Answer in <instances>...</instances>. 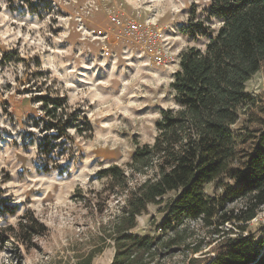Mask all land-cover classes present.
<instances>
[{
  "label": "rangeland",
  "instance_id": "1",
  "mask_svg": "<svg viewBox=\"0 0 264 264\" xmlns=\"http://www.w3.org/2000/svg\"><path fill=\"white\" fill-rule=\"evenodd\" d=\"M210 0H0V228L15 227L26 213L47 232L29 251L0 244V264H76L96 251L91 264H111L107 236L122 199L105 192L99 173L128 171L137 147L153 144L163 111L176 109L171 83L180 56L204 48L206 39L184 33L189 20H204ZM264 101V71L245 87ZM63 100L64 119L79 116L92 128L67 132L63 171H41L39 119H48L37 98ZM208 196L219 191L208 186ZM149 206L132 233L160 234L164 204ZM4 204L14 214H4ZM236 203L230 208H239ZM264 238V206L248 225ZM183 245L159 251L156 264H188L210 256L199 222L178 229ZM200 246L196 254L192 252ZM206 255V256H204Z\"/></svg>",
  "mask_w": 264,
  "mask_h": 264
},
{
  "label": "trees",
  "instance_id": "2",
  "mask_svg": "<svg viewBox=\"0 0 264 264\" xmlns=\"http://www.w3.org/2000/svg\"><path fill=\"white\" fill-rule=\"evenodd\" d=\"M206 20L191 18L184 33L206 39L204 48H188L180 56L171 89L176 109L162 112L153 144L137 147L128 171L110 166L98 175L107 180L105 192L122 199L118 217L107 238L113 243L111 264H156V254L183 245L178 229L199 222L210 239V256L188 264H264V238L248 232V225L264 206V101L251 97L246 84L264 71V0H210ZM46 118L39 133L41 171H63L67 132L82 136L92 128L79 116L64 119L63 100L39 97ZM208 186L219 191L208 196ZM165 214L156 227L161 235L140 237L132 231L149 206L162 204ZM240 203L239 208L230 206ZM4 214L14 208L4 204ZM47 229L31 214L15 227L0 228V244H16L29 251ZM200 251V246L192 252ZM96 251L76 264H91ZM206 256V255H204Z\"/></svg>",
  "mask_w": 264,
  "mask_h": 264
}]
</instances>
